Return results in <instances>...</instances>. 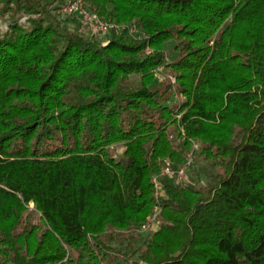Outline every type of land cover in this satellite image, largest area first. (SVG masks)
I'll return each instance as SVG.
<instances>
[{"label":"trees","instance_id":"1","mask_svg":"<svg viewBox=\"0 0 264 264\" xmlns=\"http://www.w3.org/2000/svg\"><path fill=\"white\" fill-rule=\"evenodd\" d=\"M83 1L0 0V264H264V0Z\"/></svg>","mask_w":264,"mask_h":264},{"label":"built area","instance_id":"2","mask_svg":"<svg viewBox=\"0 0 264 264\" xmlns=\"http://www.w3.org/2000/svg\"><path fill=\"white\" fill-rule=\"evenodd\" d=\"M62 17L71 16V15H79L86 25V33L88 36H94L99 39L101 37H106L110 31L112 30V26L101 21L94 13L91 12L89 8L86 7L83 0H65L64 6L61 7L59 11ZM175 82L174 79H172ZM197 149V147H195ZM189 165V163H188ZM187 165V166H188ZM186 175V166L179 168L177 172H173L171 167L167 164L162 168V177H175L179 183H182L185 179ZM154 186L157 190V195L160 191V181L159 179H154ZM158 211V210H157ZM159 213V212H158ZM157 213V214H158ZM157 216L151 219V223L157 222ZM149 227L145 228V231H148Z\"/></svg>","mask_w":264,"mask_h":264},{"label":"rangeland","instance_id":"3","mask_svg":"<svg viewBox=\"0 0 264 264\" xmlns=\"http://www.w3.org/2000/svg\"><path fill=\"white\" fill-rule=\"evenodd\" d=\"M38 1H40V3H41L42 5L50 4V6H51L50 9H51V10L59 9V8L63 7V6H64V3H65V0H38ZM87 8L90 9V7H87ZM59 10H60V9H59ZM62 18H63V17H62ZM28 20H29V17H27V16H23V17L20 19V23L25 24ZM8 26H9L8 16H6L5 18H0V32H1V34H5V33L8 31ZM68 27L72 28L73 25L69 24ZM84 33H85L87 36L89 35V34L86 33V31H84ZM108 37H109V34H108L106 37H101V38H99V40L105 42V41L107 40ZM159 74L161 75V78H162V79H163V78H167V79H169L172 83H175V82H173V80H172V79H174V78H172L170 75H167V74H164V73H163V74L159 73ZM174 80H175V79H174ZM122 152H123V149H119V152H118V153H119V154H122ZM187 164H188V163H187ZM148 227H149L148 232L144 231V232H140V233H138V234L142 235L141 233H144V235H142L143 237H146L147 235H150V234H154V233H156V232L159 231L160 223H159V221H157L156 223H155V222L151 223V220H150V223L148 224Z\"/></svg>","mask_w":264,"mask_h":264}]
</instances>
